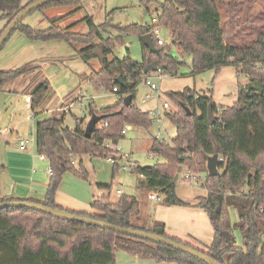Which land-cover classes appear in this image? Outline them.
<instances>
[{
  "label": "trees",
  "instance_id": "trees-1",
  "mask_svg": "<svg viewBox=\"0 0 264 264\" xmlns=\"http://www.w3.org/2000/svg\"><path fill=\"white\" fill-rule=\"evenodd\" d=\"M32 1L0 0V20L3 21L0 34ZM77 2L79 0L51 1L35 10L75 5ZM254 2L264 5V0H164L158 4L160 13L156 20L157 25L170 30V42L163 44H157L151 30L154 26L151 28L148 25L131 24L115 28L117 31L112 33L107 30L108 23L97 25L86 16L80 21L85 23L87 31L80 33L74 30L76 23L60 27L50 20L45 29H35L20 21L13 31L21 32L28 39H61L75 46L76 56L84 62L95 59L99 68L87 80L96 88L102 87L119 95L120 99L113 105L100 108L93 107L92 102L88 103L90 115L98 117L89 138L84 136V118H74L73 127L65 125L63 116L56 114L38 121L35 129L36 152L46 156L52 171L45 196L41 200L0 197V203L29 200L63 209L55 202L63 175L71 173L83 180L88 178L82 156L110 155L114 159L112 171L118 169L115 146L124 136L122 128L128 124L148 129L154 123L148 110L133 103L137 87L157 67L164 75L177 73L183 63L171 54V47H176L190 57L193 74L233 66L238 73H244L249 78L248 84L238 86L236 101L216 112L214 124L207 121L208 105L212 104L209 91L208 94H200L193 88L184 87L167 92L176 110H165L163 115L175 126V135L170 141L152 138L149 153L159 156L161 162L144 166L135 163L131 170L142 176L141 185L144 188L159 192L171 205L184 204L175 194L179 174L176 180L173 178L178 168L199 176L203 174L206 195L198 199L196 206L203 207L209 216H213L210 217L213 227L211 243L197 247L182 242L166 235L163 223L152 227L133 223L131 219L133 215H138L139 204L132 195L123 194L115 200L109 193L95 196L90 203L95 213L64 210L168 236L221 264H264V240L260 244L253 242L254 237L264 235V23L255 25L257 13L250 8ZM223 22H227L229 28L241 36L243 45H234L230 40L226 42ZM250 29L256 30L254 37L242 36V32ZM130 32L137 33L139 38L150 33L158 51L150 52L141 43L140 62L131 60L127 49L125 56L109 58L116 45L125 44L124 34ZM35 68L28 62L14 69L0 70V89ZM40 76V72H35L31 79L34 103L40 102L49 85L45 78L37 82ZM117 77L121 84L115 81ZM127 95L131 96L128 106L123 103ZM215 109L212 105L213 113ZM212 154L223 159L217 162L219 173L216 176H209L206 170V159ZM73 158H78V162H74ZM97 186L110 189V185ZM230 206H234L238 214V222L234 225L230 221ZM233 229H238L243 236L241 247L234 244ZM226 234L230 236L231 244L226 241ZM116 249L155 261L205 264L164 244L60 219L31 208L0 209V264H116Z\"/></svg>",
  "mask_w": 264,
  "mask_h": 264
},
{
  "label": "rangeland",
  "instance_id": "rangeland-1",
  "mask_svg": "<svg viewBox=\"0 0 264 264\" xmlns=\"http://www.w3.org/2000/svg\"><path fill=\"white\" fill-rule=\"evenodd\" d=\"M163 1L164 0H79L77 5L55 6L43 11H31L22 21L38 29L46 28L50 20L55 21L60 27H66L76 23L74 30L85 33L87 27L85 23L80 20L89 16L97 25H103L104 22L108 23L107 30L112 33L117 31L115 28H123L131 24L154 26V28L151 29L154 31L153 33L158 34L166 43H169V29L165 26L157 25L156 22L157 16L160 13L158 4ZM250 8L251 11L257 13V17L254 19L255 25H262L264 23V5L262 2H254ZM2 26L3 21L0 20V29ZM224 28L226 42L230 40L234 45L244 44L242 43L241 36L231 30L227 22H225ZM249 31L246 30L242 32V36L250 39L254 37L256 30L250 29ZM27 41L32 42L31 44L35 43L43 46L40 50L36 49L38 53H43L42 55L44 58H42L41 61L43 63V65L41 63V70L48 79L50 87L54 90V94L62 95L68 91L81 89L80 93L83 96L82 104L76 103L71 109V112L66 114L64 119L65 125L73 127V115H76L78 118H85V122H87L89 119L87 103L89 101L92 102L93 107L97 108L110 105L116 101V95L108 89L102 87L96 88L88 80L79 81V74L83 71H87V69L89 71V65L78 58L76 54L75 57L68 62L60 61L73 54L75 47L70 46L61 39H51L47 41L30 40L21 32L13 31L0 48V69H11L12 67L23 64V59L27 57L28 53H26L27 49H22V47ZM124 43V45H116L109 58H121L122 46H125L128 49V56L130 59L140 62L141 42L137 33H125ZM35 51V49H32V52ZM171 54L176 57L179 62H182L183 65L178 67V71L175 75L163 74L160 80L156 78L153 79L158 86L160 103L167 101V103H169L168 110L170 111H175L176 107L166 95L169 91H179L184 87L193 88L200 94H208L209 91L212 98V105L217 109H222L231 106L236 101L239 85L249 83L248 76L244 73H238L233 66H224L218 71L207 69L200 73L193 74L190 67V57L184 51L176 47H171ZM89 63L94 69L97 70L99 68V64L95 59L90 60ZM27 77L28 76L25 75L26 79ZM146 91L149 92V90L140 83L137 87L133 103L138 108L149 110L156 107V93L151 91V98L146 102H142V98ZM71 95L72 93L69 96ZM161 110L163 111V108H161ZM47 115H49V113L47 114V112H44L39 113L38 116L39 119H44ZM84 115L85 117H83ZM161 127L163 132H160V139L170 141L175 135V126L164 116L161 118L160 123L154 122L148 129L131 127L118 141L117 145L120 148V152L128 154L130 159L139 166L161 162L162 159L159 156L149 153L151 140L153 137H156L157 131L160 130ZM166 131H168L169 134H166ZM168 136L170 137L168 138ZM108 156H82V163L87 170V180L78 178L71 173H65L57 188L59 199L64 202L78 199L77 201L82 203V207L85 208L87 212L95 213L96 211L92 210L90 207V203L95 196L109 193L111 199L115 200L123 194L132 195L138 201V215L142 216L144 221L148 222L151 219V221L153 220L152 225H154L153 223L158 224L159 221L167 222L168 230L170 227L175 228L181 224L185 225L184 222H181V220H184L188 222L186 223L187 228L191 229V227H193V230H196L195 225L198 223V218L192 213V211H194L193 209L189 207L184 208L185 211L180 212V214L176 213L174 210H164L165 208L163 205L167 203L164 201L163 196L159 201L151 200L148 195L154 193V191L146 189L141 185L142 176L134 171H124L119 168L113 172V163L106 159ZM77 159L78 158H73V161L78 162ZM181 173L179 174V181L175 187V191L179 194L181 199H187L193 196L195 191H203L200 179H198L196 183H188L187 179L182 178ZM202 175L203 174H201V177H203ZM180 179H184V181ZM97 184L110 185V189H102L98 187ZM117 189L120 190V193L116 192ZM180 209L183 208L178 207L176 210ZM229 215L231 224H236L238 222V214L234 206L229 207ZM136 217L135 215L132 216L131 220L133 223L138 222ZM152 225L147 226L152 227ZM210 230L212 235V227H210ZM211 237L212 236H210V238ZM233 237L234 244L241 247L243 244V236L238 229H233ZM208 238L209 235L206 239ZM254 238H256V243L258 244L259 242L260 244L264 240V235ZM115 263L173 264L148 258H136V256L128 254L122 249L115 250Z\"/></svg>",
  "mask_w": 264,
  "mask_h": 264
},
{
  "label": "crops",
  "instance_id": "crops-1",
  "mask_svg": "<svg viewBox=\"0 0 264 264\" xmlns=\"http://www.w3.org/2000/svg\"><path fill=\"white\" fill-rule=\"evenodd\" d=\"M156 36L160 37L158 34H155V37ZM31 43L32 42L27 41L22 47V49L23 48L27 49L26 53H28L27 57L23 59L24 60L23 64L30 62L34 67H36L35 70L33 72H29L24 75H21L20 77L14 79L13 81L3 85L2 88L0 89V197L12 196L17 199L41 200L44 198L47 190L49 174L47 172V162L41 161L38 158V154L35 148L36 124L38 121L43 119V118L39 119L38 115L39 113L47 112V114L49 113L47 117L56 114L58 116H63V118L65 119L66 114L71 112V109L73 108V106H75L76 103H79L80 105L82 104L83 96L80 93L81 89L79 90L75 89L72 91L65 92L62 95H57L54 94L55 93L54 90L50 87V85H48L44 97L40 100V102L34 103L31 95V90L33 88L31 79L33 78L35 72L41 73V76L38 78L37 82L44 78L46 80L48 79L44 76L41 70L43 65L41 61L42 58H44L42 55L43 53H38V50L42 49L43 46L39 44H35V43L31 44ZM32 49H35L36 51L32 52ZM74 57H75V47L73 54H71L68 57H65L63 60L60 61L68 62L72 60ZM21 65L12 67L11 69L19 67ZM88 65H89V71L87 69V71H83L79 74L80 82L86 81L87 78L90 76V74L96 71V69H94V67L89 62ZM0 70H10V69H0ZM25 75L28 76L27 79L25 78ZM71 93L72 95L69 96ZM27 94L31 96V100L29 102H26L24 100V96ZM143 98H142V102H146L143 101ZM116 102L117 99L114 103L110 105H113ZM157 107H160V111L162 113L161 117H163V113L165 110L164 109L163 111L161 110V108H163L162 103L156 101L155 108ZM155 108H151L149 110L146 109V110L150 112V110ZM218 110L221 109L216 108L214 112L215 115L216 112H219ZM92 116L94 115L93 114L90 115L89 113L88 121ZM76 117H77L76 115H73V118ZM83 117H85V115ZM129 126L130 128L132 127L131 125ZM166 134H169V132L166 131ZM169 137L170 136H168V138ZM20 139L26 140V144L23 149H21L19 146ZM181 171L184 170L181 169ZM201 178L202 177L198 175L196 181L190 182L188 180V183H196L197 180L200 179L201 188L203 189L202 192L195 191L193 196L188 197L187 199H181L179 197V194H177L175 191L176 196L181 201H183L184 204L177 206L167 203L163 205V207L165 208L164 210H169V211L174 210L178 214H180V212L185 211L184 208L189 207L190 209H193L194 211H192V213L195 214L198 218V223L197 225H195L196 230H193V227H191V229L187 228L186 223L188 222L184 220H181V222H184L185 225L181 224L175 228L170 227V229L168 230H167L168 223L164 221L163 222L159 221V223L164 224V230L166 235L170 237H174L182 242L193 244L195 246H198L200 244L208 245L211 243L213 237V227L211 226L210 216L203 207L196 206L198 199L206 195V190L203 187L201 181L203 180V178L202 179ZM181 181H184V179H182ZM59 198H60L59 193L57 192L55 197V202L59 207L63 209L72 210V211L85 210V208H83L81 205L82 203L77 201L78 199L68 200L64 202ZM178 207H182L183 209L176 210ZM136 219L139 224L144 223L146 225H152L153 222V220L151 221V219L148 222L144 221L143 217L140 215H137ZM153 224H157V223H153ZM210 227H212V235H211ZM208 235L209 238L210 236L212 237L210 239L209 238L206 239ZM253 242L256 243V238H253ZM136 258L138 257L136 256Z\"/></svg>",
  "mask_w": 264,
  "mask_h": 264
},
{
  "label": "water",
  "instance_id": "water-1",
  "mask_svg": "<svg viewBox=\"0 0 264 264\" xmlns=\"http://www.w3.org/2000/svg\"><path fill=\"white\" fill-rule=\"evenodd\" d=\"M51 1H57V0H33L31 3L26 5L16 16L9 22V24L3 29V31L0 34V48L4 44V42L7 40L8 36L11 34V32L14 30L15 26L23 20V18L30 13L31 11L37 9L39 6L51 2ZM140 41L142 44H144L150 52H157L158 49L155 47L153 40L151 38L150 33H145L141 35ZM126 55V48L125 46H122V56ZM116 82L121 84L120 78L117 77L115 79ZM124 105L128 106L131 104V96L127 95L123 99ZM187 114H189V110L185 108ZM217 120V116L212 111V104L210 103L208 105L207 109V121L209 124H214ZM98 121V117L92 116L90 120L87 122L86 127L84 129V136L86 138H89L92 131L94 130L95 124ZM217 154H212L207 157L206 159V170L207 174L209 176H216L219 173L218 167H217ZM181 168H178L176 171V174L174 175V180L178 178V174L180 173ZM4 207H25V208H31L34 210H38L47 214H50L52 216H55L60 219L68 220V221H76L88 225H93L101 228H105L120 234H124L127 236H133L135 238L144 239L150 242L160 243L167 245L169 247H172L182 253L188 254L189 256H192L205 264H221L215 259L209 257L208 255L204 254L203 252L190 247L184 243H181L177 240H174L168 236L159 235L153 232H148L140 229L125 227V226H119L116 224H111L96 218H92L89 216H84L76 213H72L69 211H66L64 209L60 208H52L45 206L43 204H40L38 202L29 201V200H9L0 203V209ZM210 217H213L212 215ZM230 236L226 234V241L228 244H231Z\"/></svg>",
  "mask_w": 264,
  "mask_h": 264
},
{
  "label": "built area",
  "instance_id": "built-area-1",
  "mask_svg": "<svg viewBox=\"0 0 264 264\" xmlns=\"http://www.w3.org/2000/svg\"><path fill=\"white\" fill-rule=\"evenodd\" d=\"M156 42L157 44H163L165 41L161 38V37H157L156 36ZM163 76V71L160 67H157L156 70L154 72H152L150 75L144 77L141 81V83L143 84V86L145 88H147L149 90V92H146L144 94V98H143V101H147L148 99L151 98V91H154L156 93L155 95V98H156V101L157 102H160V97H159V94H158V86L157 84L153 81L154 78L160 80ZM113 91H116V88H113ZM116 95V99H120V96L115 94ZM24 100L26 102H29L31 100V96L29 94L25 95L24 96ZM162 107L163 109H168L169 108V104L167 102H162ZM219 111V110H218ZM161 111H160V107H157L155 109H152L150 110L149 112V115L150 117L152 118L153 122H156V123H160L161 122ZM106 125V124H105ZM130 128L129 125H125L122 130H121V134H125L126 131ZM160 132H163L162 131V127L160 128V130L157 131V135L155 138H158L160 139V136H161V133ZM25 144H26V140H23V139H20L19 140V146L21 149H23L25 147ZM115 151L117 152V156H118V163H119V169H122L124 171H127V170H132L135 166V163L130 159L129 155L128 154H124V153H121L120 152V148L118 145L115 146ZM153 155V154H151ZM38 158L41 160V161H46L47 162V172L48 174L50 175L51 174V167L48 163V160L46 158L45 155L43 154H38ZM108 161L110 162H113V157L112 156H108L106 158ZM223 159L221 157H218L217 158V162H222ZM182 178L184 179H187L189 180L190 182H194L196 181L197 177H198V174H193L191 172H189L188 170H184L182 171ZM117 192H120V190H117ZM149 198L151 200H154V201H159V199L161 198V194L159 192H154V193H151L149 195Z\"/></svg>",
  "mask_w": 264,
  "mask_h": 264
}]
</instances>
